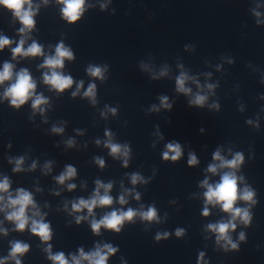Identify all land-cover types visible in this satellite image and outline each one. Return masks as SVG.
<instances>
[{
  "label": "clouds",
  "instance_id": "obj_1",
  "mask_svg": "<svg viewBox=\"0 0 264 264\" xmlns=\"http://www.w3.org/2000/svg\"><path fill=\"white\" fill-rule=\"evenodd\" d=\"M44 4L48 3V0H43ZM58 4H61V15L64 20L69 24H75L81 19L84 12L86 11V0H57ZM0 7L7 9L13 17V20L19 21L21 27L18 29V34L20 35L19 41L16 43L14 48H11L12 59L15 60L18 57H44L43 63L39 65L41 69H47L43 73V83L51 90L57 93H63L65 90L71 89L73 84H76V90L71 93L73 97L80 94L81 89L84 87L83 80L75 82L71 75H65L63 69L65 67V60H73V51L65 46L61 41L55 46V51L53 55H45L43 46L37 43L35 40L32 41L30 45L25 48L27 40L30 38V33L36 26V21L34 17L39 11V5L34 4L33 0H0ZM101 9L107 7L106 4L100 5ZM254 15L259 18L262 14L253 9ZM261 21L257 19L259 24ZM14 43L13 40L7 36L0 35V51H3L6 47H10ZM232 61H229L231 63ZM14 65L10 62H4L2 69H0V86H3L6 82H9L8 86L4 89L3 99L7 100L11 107L19 109L29 100H31V108L33 112H39L44 114L46 111L45 106H49V100L43 94H37L36 88L37 83L33 79L29 70L26 68L20 69L18 72H14ZM141 67L145 71H150L149 66L141 62ZM182 67V66H181ZM108 66L105 64L103 66L89 64L86 71L90 77L99 79L101 81L105 80V73ZM167 67L159 72V76L153 75V79H158L167 75ZM210 75V74H209ZM196 84L200 91L195 94L192 93V89L187 86L188 82ZM204 87L212 92L216 85L208 83ZM176 91L184 95H188L191 98L188 103L190 106L204 107L208 101L207 94H201L203 88L198 83L195 77L189 76L186 72L181 71L176 77ZM97 95V87L95 83H89L87 89L83 92V97L88 98L90 102L95 105ZM160 107L165 109H171L172 105L169 103L167 96H161ZM107 107V106H106ZM210 107L219 110V105L213 103ZM108 112L113 115L116 114V108H107ZM150 111H159L156 105H152ZM102 115H106L102 113ZM247 123L252 124L249 120ZM258 127V125H257ZM51 131L55 134H62L64 132L63 127L53 126ZM203 131V129H201ZM82 134V133H78ZM159 135V133H157ZM105 136L107 139L103 142L104 147L109 149V154L115 158H123V166L128 167V160L130 157V148L128 144H119L113 142V134L106 130ZM163 139L162 136H160ZM68 147H74L75 141L69 139L66 142ZM96 144L100 145L101 141L96 140ZM11 145H9L10 147ZM231 152V150H229ZM222 149L218 148L213 153V163L208 165L207 172L212 175H220L219 182L213 184L209 182L208 178H205L200 187L206 189L203 193L204 197V208L202 215L208 217L210 215L209 206H219L220 209L229 215L227 221L221 220L217 223H209L206 226V231L211 232L215 235L216 244L223 248L224 251H239V243L235 242L231 236V233L235 232L237 229V221L243 224L245 227L249 226L252 222L253 214L251 208L257 204L256 192L245 185L242 189L239 184L244 183V177L238 176L237 171L244 164V155L242 152H235L232 154V158L228 159L221 154ZM183 155V149L180 143L173 141L165 145V150L162 153V158L165 161H178ZM96 164L101 168L105 166V161L102 158H95ZM9 163H14L13 172L23 171L24 157L19 158H9ZM187 163L189 166H195L199 163L196 155L194 153H189ZM36 162L34 161L29 170H34L36 168ZM44 172L47 174L51 171V162L45 163ZM222 173V174H221ZM77 175V170L72 165H66L65 170L57 177L55 180L58 184L64 185L66 181H70ZM130 182L132 185L138 183H148L138 173H133L130 176ZM96 187L92 195L88 199L80 198L78 201H73L71 203L72 213H82L87 210V215H77L75 217V222L79 225L83 220H87L92 217L90 221V227L95 235H99L101 229H106L115 233H120L125 222L133 223L137 217L141 221L148 223L160 222L157 209L155 206H149L144 210L143 206L140 209H133L131 207L124 210L113 209L107 212L99 220L95 219L94 210L96 208H108L114 203V198L110 195L111 189L113 187L112 183L107 184L101 182L100 180L95 181ZM76 185L69 183L67 188L69 191L75 189ZM11 181L7 176L0 179V212L5 214V219L8 222L14 224V231L24 232L28 229L32 235L37 236L40 240L47 244L44 251L47 253V258L52 261V264H108L109 257L115 255L119 249L114 247L110 243L96 244L94 249L85 252L81 247L78 249L77 254H70V258L66 257L64 252H52V245L49 243L52 239V229L48 222H45V215L42 214L39 207L37 206L33 194L24 189L18 188L15 193L10 191ZM39 190V189H38ZM103 190V194H101ZM59 195V193H55ZM134 194L136 200L140 199V194L133 190L125 189L124 193L118 198V203L120 205H125L128 203L126 196ZM243 201L247 204L246 207H237V202ZM67 203L65 204V210H67ZM31 211V215L29 212ZM70 213V214H72ZM2 223V222H0ZM0 233L5 236L8 234L7 229L0 227ZM185 235V229L177 228L175 230V236L177 238H182ZM170 236L168 232H157L155 235V241L159 242L161 240H167ZM239 241H246V234L244 232L239 233ZM29 244L22 241L16 240L10 243V250L6 257L0 258V264H8L9 261H13L14 264H22V257L29 252ZM197 264H208L205 260V253L200 252L197 258Z\"/></svg>",
  "mask_w": 264,
  "mask_h": 264
}]
</instances>
